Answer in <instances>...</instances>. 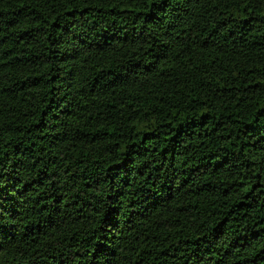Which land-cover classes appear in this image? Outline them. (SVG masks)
I'll return each mask as SVG.
<instances>
[{"label": "trees", "instance_id": "1", "mask_svg": "<svg viewBox=\"0 0 264 264\" xmlns=\"http://www.w3.org/2000/svg\"><path fill=\"white\" fill-rule=\"evenodd\" d=\"M0 264H264V0H0Z\"/></svg>", "mask_w": 264, "mask_h": 264}]
</instances>
